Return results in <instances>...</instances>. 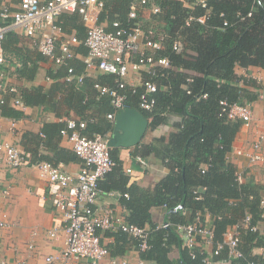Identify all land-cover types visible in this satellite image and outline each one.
<instances>
[{
    "label": "trees",
    "instance_id": "obj_1",
    "mask_svg": "<svg viewBox=\"0 0 264 264\" xmlns=\"http://www.w3.org/2000/svg\"><path fill=\"white\" fill-rule=\"evenodd\" d=\"M132 1L129 0L128 5ZM154 2L158 11L151 14L150 21L142 24L152 27L155 35H164L162 48L155 54L167 57L170 67H156L153 75L145 72L143 80L150 79L157 85L151 111L138 106L142 87H136L133 92L131 86H126L124 102L127 107L138 109L149 120L150 130L159 127L170 114L179 116V121L173 123L167 140L162 136L155 139L161 142L160 147L146 146L148 151H153L162 159L168 172L147 190L132 185L122 191V195L126 194V197L123 196L124 207L128 211L125 219L140 227L148 226L146 249L141 250L138 241L130 235L134 248L139 251L140 264H218L228 259L226 246L217 254H208L195 247L191 255L181 244L177 226L193 221L197 214L202 219L210 214L215 248L217 242H222L226 228L239 223L246 213L250 215V225H256L259 219L264 218L259 206V188L250 181H238L234 165L226 160L240 123L227 120L221 113L220 105L221 100L253 101L257 98V91L264 87V84L260 86L252 79L244 80L252 89L241 86L235 74L236 65L264 69V0H205L204 6L197 1L187 6L180 0ZM202 15H205L204 22L197 21L196 18ZM190 17L192 19L186 24ZM133 21L126 15L121 24ZM223 21L227 24L223 25ZM175 40L180 45L177 52L172 48ZM69 67L74 75H82L67 64L64 76H67ZM107 75L110 76L108 86H115V75ZM82 76L80 87L76 88V79L67 82L81 91L86 80L85 75ZM188 76L191 81L186 80ZM95 84H104L95 81L92 88L94 100L105 107L109 104V97L100 95ZM45 96L40 88L20 93L22 103L26 105H40ZM83 100L85 104L89 101L86 97ZM0 110L5 116H22L20 110L9 107L5 102ZM96 121L94 116L87 119L85 128L93 124L88 136L111 130L112 124L106 118ZM64 126L60 125L58 132ZM58 152L60 154L64 150L59 149ZM73 154L70 158L75 159L77 156ZM110 154L116 165L112 148ZM57 160L51 164L57 165ZM115 165L105 178L114 171ZM203 165L205 168L202 171ZM152 206L165 207L167 227H158L152 221ZM263 239L257 230L240 228L238 249L242 255L230 259L229 264H257L256 261L261 258L251 251L254 246L263 243ZM174 251L175 257L172 256ZM206 257L209 262L205 261Z\"/></svg>",
    "mask_w": 264,
    "mask_h": 264
},
{
    "label": "crops",
    "instance_id": "obj_2",
    "mask_svg": "<svg viewBox=\"0 0 264 264\" xmlns=\"http://www.w3.org/2000/svg\"><path fill=\"white\" fill-rule=\"evenodd\" d=\"M3 1L14 10L18 7L20 0ZM103 1L105 6L94 11L97 16L95 22L106 30H113L114 21L122 23L125 20L129 0ZM180 1L187 6L193 5L192 3L197 0ZM154 3V0H149L145 5L137 4V18L134 22L143 26L142 23L150 21L151 14L155 13L153 8L157 7ZM55 24L60 28L59 31H53L57 54H60L59 46L63 40L70 36H75L78 40L70 45L72 57L65 58L60 64H55L46 56L41 55L21 28L8 32L2 43L5 63L0 65V70L3 72L0 97L5 99L9 107L20 110L22 116L18 118L5 116L0 110V141L18 146L26 153L29 160V164L17 168L9 167L5 164L4 151L0 148V218L7 223L4 228L0 229V256L11 263L80 264L77 259L63 260L61 257L65 247L63 216L60 210L56 209L52 198L58 185L49 183L45 177L40 175L38 168L30 163L35 164L42 161L51 163L58 159L56 164L63 170L71 173L77 172L81 159L79 157L70 158L74 153L71 150L72 143L68 137L58 132V127L65 124L68 118L87 121L94 116L99 122L101 118H106V113L111 110L110 104H105L104 107L102 106L104 104L96 102L97 100L93 98L92 83L98 81L108 86L110 76L107 75L109 73L101 72L95 67H86L84 59L87 47L83 43L86 27L80 14L77 12L62 13L55 20ZM67 64L85 75L86 80L81 91H77L75 86L67 82L70 81L64 76ZM145 72L144 67L136 72L129 71L125 78L127 86L140 84L141 80L146 77ZM235 74L241 86L252 89V86L245 84V79L255 80L260 86L264 84L263 68L236 65ZM11 86L17 89V94L9 92L8 88ZM77 87L79 86L76 85ZM33 88H40L41 92L46 95L42 104H24L21 107L12 103L16 96L20 97L21 91H29ZM260 89L264 95V87ZM84 97L89 99L86 104L82 102ZM252 110L251 124L249 126L239 125L230 150L226 154V160L232 163L236 171L241 174L240 182L254 183L259 188V195L262 196L264 195V161L250 162L245 155L236 153L237 149L249 150L251 143L263 130L261 118L264 114V99H259L257 96L252 101ZM106 119L112 124L111 130L107 132L110 137L115 118L114 120ZM147 121L149 123L148 119ZM177 121H179V116L167 115L165 121L156 129L150 130L148 125L138 144L131 147H111L117 162L114 171L99 182L98 198L93 206L95 209L100 212L112 209L116 214L126 217L128 211L124 207L125 199L123 198L126 194L122 195V191H126L125 189L132 185L147 190L167 174L168 168L162 159L153 151H148L146 146L160 147L161 142H156L155 139L162 136L167 140L168 134L173 129V123ZM89 125L80 130L83 135L92 132L93 124ZM59 149L64 152L59 154ZM150 213L152 221L157 225L165 222L164 206H152ZM185 215L188 216V212H185ZM204 218L211 224L210 214H206ZM256 225L257 232L264 237V218L259 219ZM50 229H55L54 236L48 235ZM33 231H36L34 236ZM30 241L33 242L32 248L27 246ZM262 242L254 246L251 251L253 255L261 258L256 261L257 264H264V239ZM101 243L108 248L109 254L97 264H121L122 262L140 264L142 261L139 251L132 244V237L126 232L106 230L101 233ZM205 249L210 254L212 246L207 245ZM175 255L176 252H172V256L175 257ZM48 256L52 257L51 262H47ZM218 264L225 263L221 261Z\"/></svg>",
    "mask_w": 264,
    "mask_h": 264
},
{
    "label": "built area",
    "instance_id": "obj_3",
    "mask_svg": "<svg viewBox=\"0 0 264 264\" xmlns=\"http://www.w3.org/2000/svg\"><path fill=\"white\" fill-rule=\"evenodd\" d=\"M149 0H134L128 6V19L137 18V4L145 5ZM201 6L205 5V0H197ZM103 0H20L18 7L12 10L8 5L0 0V65L5 63L2 43L8 32L16 28H21L26 37L31 41L41 55L49 58L53 63L60 64L65 58L72 57L70 45L78 42L75 36H70L63 40L59 46L60 54L55 51L53 31L60 28L55 24V20L62 13L77 12L80 14L85 27V37L83 43L87 47L84 62L86 67H95L97 70L116 77V85L109 87L95 84L100 95L109 97L111 110L106 113V118L114 120L116 114L126 108L124 88L127 86L125 78L130 72L139 71L142 67L146 72L153 75L156 67H170L167 57L157 56L155 53L162 48L164 35H155L152 27H143L138 22L121 25L114 21L113 30H106L96 24L97 16L95 10L101 9ZM156 13L158 7H154ZM192 19L190 17L186 24ZM205 15L196 18L199 22H204ZM227 21H223L226 25ZM174 50L179 51L180 45L177 40L172 44ZM66 80L76 78L77 86H81L82 75H74L72 68L67 69ZM3 72L0 70V87ZM191 81V77L186 78ZM132 91L136 87H142L138 97V106L145 111H151L155 104L153 93L157 90V85L150 79L141 80L140 84L132 85ZM9 92L17 94L14 86L8 88ZM258 98L264 99L263 91L258 90ZM205 97V95H203ZM5 99L0 97V107ZM19 96L13 99L17 106H24ZM221 113L227 120H237L242 126H249L253 119L252 101L244 100L227 102L220 101ZM263 130L251 143V148L237 149L236 153L245 155L250 162L264 161V114L261 118ZM66 126L60 130L62 135L68 137L72 143L74 154L81 159V165L77 172L71 173L63 170L58 165L42 161L31 165L36 166L40 175L45 177L51 184L58 185V189L53 192V201L56 209L60 210L63 216V228L65 232V247L62 250L63 260L71 258L80 261V264H97L109 254V250L101 243V233L106 230H121L128 233L138 241V247L143 250L148 247L146 238L148 227H140L129 223L123 215L116 214L112 209L103 212L98 211L93 206L97 201L99 193V181L115 165V161L110 154L111 147L108 145L109 135L107 133H95L92 136L83 135L80 130L86 126L85 120L68 118L65 120ZM0 148L4 151L5 164L12 168H17L29 164V160L24 151L14 144L0 141ZM205 165L202 166V171ZM236 179L241 180V174L235 171ZM180 206V205H179ZM178 206V207H179ZM259 206L264 217V195L261 196ZM7 223L0 218V229ZM158 227H167L168 223L163 222ZM250 228L256 231L257 225H250V215L246 213L237 224L226 228L223 233L222 242H217L213 248V230L211 224L205 218L202 219L197 214L193 221L185 222L177 226L179 237L182 239V246L193 255V249L199 247L207 252L205 246L211 245L212 254L226 246L228 249V259L223 261L230 263V259L240 257L242 254L238 249L239 229ZM55 229L48 231L49 236H54ZM36 235V231L32 232ZM33 242L27 245L32 248ZM51 262L52 257L46 258ZM209 262V258H205ZM115 262V261H113ZM0 264H19V262H8L0 256ZM121 264H126L122 262ZM172 264H177L173 262ZM252 264V263H247Z\"/></svg>",
    "mask_w": 264,
    "mask_h": 264
},
{
    "label": "water",
    "instance_id": "obj_4",
    "mask_svg": "<svg viewBox=\"0 0 264 264\" xmlns=\"http://www.w3.org/2000/svg\"><path fill=\"white\" fill-rule=\"evenodd\" d=\"M148 126L147 118L136 108L126 107L115 116L110 147H131L139 143Z\"/></svg>",
    "mask_w": 264,
    "mask_h": 264
}]
</instances>
